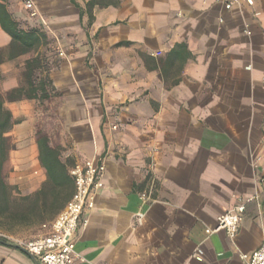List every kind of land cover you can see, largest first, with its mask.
<instances>
[{
	"label": "crops",
	"instance_id": "0c3cea01",
	"mask_svg": "<svg viewBox=\"0 0 264 264\" xmlns=\"http://www.w3.org/2000/svg\"><path fill=\"white\" fill-rule=\"evenodd\" d=\"M118 1L96 7L90 24L71 0H35L34 28L47 31L40 25L46 21L73 45V56L50 72L55 87L71 94L61 108L62 160L73 166L101 158L106 165L96 207L83 214L77 251L84 261L77 264H243L242 255L264 241V0ZM0 2L28 30L22 8ZM11 42L0 24L4 97L23 84L26 61L47 48L8 59ZM179 45L189 52L185 62L186 53H173ZM28 101L5 107L17 120ZM17 125L5 134L11 152ZM34 148L28 181L4 170L24 196L47 181L37 142ZM149 174L157 190L145 206L140 195ZM254 196L235 238L215 231L222 215ZM59 214L14 225L48 224L51 231ZM199 249L203 260L195 257ZM0 264L39 263L0 245Z\"/></svg>",
	"mask_w": 264,
	"mask_h": 264
},
{
	"label": "trees",
	"instance_id": "16d2710c",
	"mask_svg": "<svg viewBox=\"0 0 264 264\" xmlns=\"http://www.w3.org/2000/svg\"><path fill=\"white\" fill-rule=\"evenodd\" d=\"M71 2L80 9L81 20L85 15L89 16L90 24L94 20L93 12L96 7L107 8L119 5L118 0H90L86 3V7L82 8L76 0H71ZM0 24L12 38L7 51L8 59L37 52L41 47L48 46L50 43L48 34L43 30L38 28L22 29L1 2ZM126 44L129 43L119 45ZM178 49L180 50L178 51ZM4 53V51H0V63L5 60ZM173 53L182 54V56L186 53L182 58L184 62L190 56L185 45L177 46ZM50 69L49 57L44 53H39L26 61L23 84L8 92L5 97L0 94V227L8 222L33 224L52 219L66 207L75 191V183L70 175L71 161L64 162L62 160L60 146L54 144L50 136L43 130H38L36 137L39 162L47 175V181L41 190L33 195L24 196L17 188L8 185L6 181L4 170L9 159L10 144L5 134L20 122L5 107V103L24 100L45 103L58 97L60 94L50 77ZM42 73H45V76ZM0 245L14 246L2 236H0Z\"/></svg>",
	"mask_w": 264,
	"mask_h": 264
},
{
	"label": "built area",
	"instance_id": "2783aa9c",
	"mask_svg": "<svg viewBox=\"0 0 264 264\" xmlns=\"http://www.w3.org/2000/svg\"><path fill=\"white\" fill-rule=\"evenodd\" d=\"M253 5V0H247ZM27 9H34V3L28 1ZM227 9L233 7V2L227 4ZM62 56L64 54H61ZM117 126H112L117 130ZM106 165L101 158L88 159L82 163H75L70 167V175L75 183V191L65 209L59 214L52 224L48 235L33 239L21 240L7 237L6 239L31 255L39 264H77L84 258L77 251V242L80 231L87 225L83 220L86 210L96 207V197L104 187ZM157 190V180L148 175L147 186L141 193L140 199L143 205L153 203ZM258 199V196L248 198L236 205L218 219V227L215 231L224 230L230 238H235L240 230L247 204ZM204 252L199 249L195 257L203 260ZM243 264H264V241L253 253L242 255Z\"/></svg>",
	"mask_w": 264,
	"mask_h": 264
},
{
	"label": "rangeland",
	"instance_id": "374dc122",
	"mask_svg": "<svg viewBox=\"0 0 264 264\" xmlns=\"http://www.w3.org/2000/svg\"><path fill=\"white\" fill-rule=\"evenodd\" d=\"M6 1L9 6H20L22 8V12L26 14V17L22 22H25L28 30L34 28L35 26H39L38 21L35 19L40 17V10L35 0H16L15 3H11L10 1L12 0ZM28 1L34 3V9H27L26 3ZM76 1L78 2V0ZM45 22L46 21L40 19V25L43 29H47L48 34H50L51 37L49 45L47 48L43 49L42 53L49 57L51 72L54 69L60 68L65 60H68L71 56H73L74 51H72L73 45L71 41L68 39H62L61 36L56 33L55 29H53L54 27L50 28V24ZM47 31L44 30L46 33ZM91 47L93 51H95V48L93 46ZM61 54L64 55L62 56ZM39 72L41 73L40 70ZM42 74L45 76V73ZM57 91L60 95L50 101L45 103H41L39 101H28V103H25L24 108H20V116L17 119L20 123L17 125L15 132L18 141L13 142V139H10L13 151H10L9 159L6 163V172L8 171L6 174L8 178L15 176L14 178L16 179L28 181L31 175H33L37 162V152L34 147L38 130L45 131L50 136L51 141L54 144H59L62 134L64 133L61 108L67 101L70 100L71 94L58 89ZM63 151H65V148L62 147V155L64 156ZM49 231L50 225L48 224L38 226L33 230H20V228H16L13 223L8 222L0 227V236L7 238L11 237L8 235L9 233L15 234L18 232L20 235L12 238L33 240L47 235Z\"/></svg>",
	"mask_w": 264,
	"mask_h": 264
}]
</instances>
